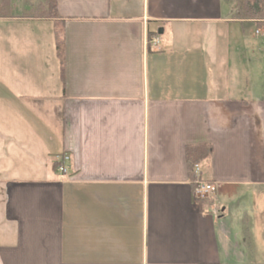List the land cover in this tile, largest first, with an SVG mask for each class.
I'll list each match as a JSON object with an SVG mask.
<instances>
[{
    "label": "crops",
    "instance_id": "1",
    "mask_svg": "<svg viewBox=\"0 0 264 264\" xmlns=\"http://www.w3.org/2000/svg\"><path fill=\"white\" fill-rule=\"evenodd\" d=\"M56 5L0 18V264H264V98L237 91L257 24L231 0Z\"/></svg>",
    "mask_w": 264,
    "mask_h": 264
},
{
    "label": "trees",
    "instance_id": "2",
    "mask_svg": "<svg viewBox=\"0 0 264 264\" xmlns=\"http://www.w3.org/2000/svg\"><path fill=\"white\" fill-rule=\"evenodd\" d=\"M14 0H0V18L12 16ZM233 2V19L238 21H253L260 27H264V0H231ZM56 0H44L38 7L36 15L45 18L56 19ZM42 11V12H39ZM54 34L56 40L57 54L62 60L64 49V27L62 22L55 21ZM152 40V38H150ZM210 145L192 146L187 149L186 160L188 163L192 180H202L201 175L196 174V167L205 164L212 155Z\"/></svg>",
    "mask_w": 264,
    "mask_h": 264
},
{
    "label": "rangeland",
    "instance_id": "3",
    "mask_svg": "<svg viewBox=\"0 0 264 264\" xmlns=\"http://www.w3.org/2000/svg\"><path fill=\"white\" fill-rule=\"evenodd\" d=\"M14 8L12 14L18 15V14H29L33 15L36 13V11L33 8L34 5L36 4L35 0H14ZM42 12V11H39ZM256 23V22H255ZM264 27H260L257 25V28L255 25L249 26L247 29V37L249 40V44L253 47L250 46V50L248 49L245 51L246 57L247 58H252L257 60V62H253V65H248L246 67L247 72V78L248 82L244 83H239L238 86L241 88L238 89L237 91L239 94L247 100L251 99H262L264 98V39L261 36L256 35V31L258 29H262ZM258 64V65H256ZM239 68H233V76L235 77L236 74H238ZM242 73V72H240ZM239 75V74H238ZM234 84V83H233ZM225 194L222 195L221 203L227 202L225 201L226 199ZM250 196V195H249ZM251 197V196H250ZM230 198L231 206L232 209L234 210V217H239L240 216V211L238 210V206L240 202L243 201L240 196L232 194Z\"/></svg>",
    "mask_w": 264,
    "mask_h": 264
},
{
    "label": "built area",
    "instance_id": "4",
    "mask_svg": "<svg viewBox=\"0 0 264 264\" xmlns=\"http://www.w3.org/2000/svg\"><path fill=\"white\" fill-rule=\"evenodd\" d=\"M264 34V28L258 29L256 31V35L260 36ZM150 44L153 46H157L159 44V38L156 37L153 40L150 41ZM70 157L66 154L59 155L56 157V164H55V169L56 171L62 175V176H68L70 173ZM200 173V168L199 166L196 167V174ZM215 192V188L212 184L207 183L203 180H199L197 182V187L195 188V197L196 199H206L209 198L213 193Z\"/></svg>",
    "mask_w": 264,
    "mask_h": 264
}]
</instances>
